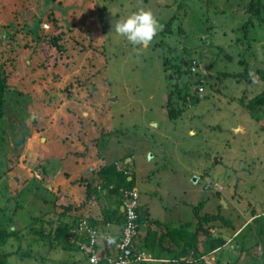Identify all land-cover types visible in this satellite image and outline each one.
<instances>
[{"label":"rangeland","instance_id":"374dc122","mask_svg":"<svg viewBox=\"0 0 264 264\" xmlns=\"http://www.w3.org/2000/svg\"><path fill=\"white\" fill-rule=\"evenodd\" d=\"M248 2L0 0V73L12 94L20 90L31 99V114L25 115L29 133L20 147L13 134L14 98L0 118V229L11 235L0 246V255L12 253L7 264H79L85 259L81 250L66 248L55 233L61 222L80 215L76 212L94 198L80 204L74 191L66 192L57 179L69 178L71 170L54 161L67 157L71 169L86 175L87 166L79 168L68 155H85L93 145L100 158L116 146L118 169L130 174L131 159L124 163L123 157L135 146L136 135L126 127L146 130L149 116H157L160 127H171L169 138L156 139L166 149H153L158 156L163 153L164 161L157 159L155 174H150L154 184L166 189L151 198L153 216L170 225L194 217V230L195 203L206 211L219 203L217 192L205 186L209 172L215 176L214 166L222 161L221 171L230 175L221 184L226 206L218 207L225 220L204 223L199 252L188 250L186 264H264L259 233L264 226V114L256 119L247 106L264 91V78L249 68L264 69V28H241L248 19ZM141 8L151 9L162 28L147 45L134 46L113 25ZM179 64L186 78L179 76ZM190 65L195 67L190 69L194 79L188 78ZM182 86L180 93L189 89L190 94L172 117L168 94L175 92L177 102ZM194 94L202 99L195 101ZM241 119L253 130H242ZM40 182L54 197L44 194ZM35 183L38 189L32 188ZM193 189L196 198L190 202ZM176 204L182 209L179 215ZM209 233L222 239L214 248L207 242Z\"/></svg>","mask_w":264,"mask_h":264},{"label":"crops","instance_id":"0c3cea01","mask_svg":"<svg viewBox=\"0 0 264 264\" xmlns=\"http://www.w3.org/2000/svg\"><path fill=\"white\" fill-rule=\"evenodd\" d=\"M147 121H146V123H147L149 128H147L146 130L145 129L142 130L143 128H137L136 130H132V129H128L126 127V129L129 130L130 133H133L134 135H136V137H135V141H134L135 146L133 147V149L131 150L129 148L130 152L126 156L123 155L124 156L123 160L126 159L124 161V163H126V161H128L129 158L131 159V162H132L131 165L128 163L129 164L128 166L130 167L131 172H132L129 174V172L127 170L128 174H126V175H127L128 179L130 180V179L134 178L133 187H138L140 190L143 191L142 192L143 195L140 196V201H141L140 211L143 213H150V217L153 218V220H154V221L153 220H147V219L144 220V222L141 224V232L139 234L138 240H139V242H141V245H144L148 249V251L152 257L150 260H147L146 261L147 263H145V264H161L159 262L162 261V259H164L162 264H164V263L165 264H167V263H169V264H172V263L186 264L188 262V260L190 261V258H188L189 252H186L184 254L183 253L180 254L179 251H181L182 247L178 248L179 251L176 250L178 252V254L176 253V251L174 252V251H172V249L170 247H168L167 251L172 252V254L171 255L163 254L162 257H158L153 252V250H151V248L148 244V241H146V239H147L146 236L148 234L147 231H148L149 227H151V229H153L152 223L155 224V227H156L155 232L156 233L157 232L158 233L163 232L165 225L168 224L166 221H162L161 218H159V217L156 218L155 216L152 215L153 211H152V206L150 204L151 198H153L154 196L158 197V195H159L158 191L161 189H164V190H166V189L162 188L160 186V184H158V182H155V184H154V179L152 178L150 173L154 172L153 169L155 167L152 168V166L154 163H158L157 159H160V161H162V162L164 161L162 159L163 153L160 156H158V155H156L155 151H153V149H157V150L160 149L162 151H164L166 149V146L162 147L156 143L157 135H160L159 137L163 139V138H169L170 137L169 134H171V132L169 131V129L171 127H167V126H161L160 127V121L161 120L157 116H149V119ZM240 121H245V120L241 119ZM113 124L111 125L112 127H113ZM136 124L137 123L135 122V125ZM239 124H240V126L243 127L241 122ZM244 127L248 128V129H246ZM244 127L242 128V130H244V131H249V130L252 131L253 130L252 126H250L249 123H247L246 121L244 123ZM190 132L193 133L192 129L190 130ZM107 137H108V135H107ZM109 138H110V142L112 141V145H113V143H115L114 137L111 136ZM103 140L105 141L106 139L103 138ZM204 140L206 141V139L203 137V141ZM55 144H57L56 141H55ZM71 144H73L72 146H75V143L71 142ZM200 147L204 148L201 145H200ZM117 151L119 152V150L116 148V146H113V148L111 149L109 154L108 153L107 154H101V157L98 158L97 152H96V147L91 145L90 147H88V150H87L85 155L77 156L75 154V152L68 155V156L73 157L72 158L73 161H75L79 165V168H81V167L84 168L85 165L87 166L86 169L88 168V171H87L88 173H86V175H84L81 172H75L73 169H71L72 167L70 164V159H68L67 157H65L64 159H61L59 157V160H57V161L55 160L54 162H57L56 164H59V163L63 164L64 163V167L69 168L71 170V174H70L69 178H64V179L61 178V176H59L57 181L61 180L60 183L63 184L62 187L64 188V190L66 192H67V190H69L70 192L74 191L72 194V195H75L74 199L75 200L81 199L80 204H83L82 201L88 200L87 199V184L88 183H93V185H95V186L97 185L98 188H100L99 182L102 181L103 183H105V181L103 180V177L100 178V176H99V170L104 165H106L107 162H110L112 160L115 162V164L117 165V168H118L119 165H118V161L116 158ZM131 151H133V152H131ZM133 160H135V162H133ZM134 163H135V165H134ZM143 164H145V165H143ZM222 164H223L222 161L218 162V164L214 166V171H217V174L215 176H211L210 174H212V172L210 171L209 177L207 178V179H210L212 182L213 181L215 183L219 182L218 186H222L224 184L222 181L228 179L227 176H230L227 173V171H225V170L221 171L222 170L221 169ZM145 166H147L148 169H145ZM75 169H76V167H75ZM118 170L120 171V169H118ZM219 172H225L224 176L225 175H227V176L221 178L222 175H218ZM153 174H155V173H153ZM81 176H83V177H81ZM79 177H81L79 179V182L76 181V183H74L73 185L71 183H69V180L74 181ZM196 177L197 176H194L193 181H195ZM37 183L39 184V181ZM37 183L33 184L32 188L36 187V189H38V186L40 184L38 185ZM46 183L47 184L50 183V180H48ZM41 185L44 186L45 190H43V192L45 195H47V196L52 195V197H54L53 191L51 192V190L50 191L48 190V189H51V188H49L48 185H44L43 183H41ZM113 188H114V184L111 183L110 189H113ZM223 188H224V186H222V190L220 188L219 194L218 193L215 194V196L218 198L219 203L213 204L214 208L212 209V211H206V209L201 208L202 213L203 212L204 213H207V212L217 213L220 211L218 208L219 204L223 203L226 206L227 199H226V195L224 194ZM78 191H84V195L83 194H82V196L80 194L77 195ZM154 192H157V193H154ZM195 195H196L195 189L190 190V193H189V197L191 199L190 202L192 200L194 201V199L196 198ZM91 198H94V200ZM90 199H91L90 204H87L83 208L82 211L80 210V211L76 212L77 214L81 213L80 215H74L72 217V219L67 220L66 222L71 223V221H73V220L78 222L80 218L87 217L90 222L96 224L97 227H99V230H100L99 246H100L101 252L103 253L105 250L111 251L114 248V243L119 239V237L122 233L121 232L122 231V224L117 223L112 219H108L106 217V214L109 212H113L114 208L117 205L121 204L120 205V215H121V212H122L121 195L117 194L115 191L112 193V192H109L107 189H104L102 191V193L99 192L97 194H94V195H92V197H90ZM181 199H183V198H181ZM92 200H93V202H92ZM77 203H79V202H77ZM80 204H77V205H80ZM196 205L197 204L195 203V206ZM213 206H211V207H213ZM74 208L80 209L81 206L80 207H74ZM104 208H106L105 211L103 210ZM175 210L178 211V213H177L178 215L182 213V209L181 208L178 209V204H176ZM193 211H194V216H195L196 207L193 209ZM146 217L149 218L148 214L146 215ZM157 221L161 222L162 224H160V225L157 224ZM180 221H183V219L180 218ZM193 221H194V217L191 220H185V222L189 223L188 228L193 229L190 227V226H192L190 223L193 224ZM171 224H172L171 226H173V227L179 226L178 224L177 225H175L174 223H171ZM226 224H230V222H228ZM75 225H76V223H75ZM74 226H73V228H75ZM155 237H156V235H155ZM160 238L161 237H159V240H160ZM159 240L156 239L157 243ZM143 242H145V243L142 244ZM74 245L76 246L77 244L74 243ZM81 251L83 252L82 249H81ZM83 256H85L84 253H83ZM153 261H157V262H153ZM140 264H143V263L140 262Z\"/></svg>","mask_w":264,"mask_h":264},{"label":"trees","instance_id":"16d2710c","mask_svg":"<svg viewBox=\"0 0 264 264\" xmlns=\"http://www.w3.org/2000/svg\"><path fill=\"white\" fill-rule=\"evenodd\" d=\"M247 12H248V19L245 22V24L242 25L241 28H244L247 26V28H250V26H260L264 28V0H249V2L247 3V8H246ZM244 30V29H243ZM246 36H248L247 33H245L242 38H245ZM243 39H241L242 41ZM251 39H248V42H250ZM252 43V41H251ZM250 44V43H249ZM241 61L247 62V60L243 59ZM177 72L179 73V76L181 77L183 75V73L185 72L182 69V65H177ZM250 70L252 72L258 73L261 75V77L264 78V72L262 68H256V69H252L249 66ZM190 69H192V66H189L188 71L192 72V74H194L193 71H190ZM187 70V69H186ZM187 71V72H188ZM201 74L207 78V74L203 73L201 71ZM208 79V78H207ZM8 86L6 85L5 79L4 77L1 75L0 73V118L5 117L6 112H8V106L10 104V102L12 101V98L15 99V113H13L15 116V119H17V123L15 121V130H13V134H14V142L16 146H20L22 145L25 140H26V135L29 133V127L28 124L26 123V117L28 115L31 114V112L29 113L28 108V102H30V97L23 91L20 90H15L14 94H12L11 91L8 90L7 88ZM185 87H179L178 88V93H179V98L178 101L175 102V92H171L170 94H168V98H167V105L169 106V112L171 114L172 117H176L178 111H180V109H182V105L183 103H185V101L187 100V96L190 94L189 89L185 90L184 93H180L182 91H184ZM195 97V101H199L201 98V96H199L198 94H194ZM245 96H243L242 98H244ZM13 99V101H14ZM184 100V101H183ZM178 106V107H177ZM247 106L250 109L251 114L256 118L259 119V117L261 115L264 114V91L261 92L260 94H257L253 97H251L249 99V101L247 102ZM12 114V115H13ZM21 120L23 121L24 124H22V127L19 123V121L21 122ZM99 176L100 178L103 177V180L105 181V183H103L102 181L99 182L100 188L97 187V185H93V183H88L87 184V197L90 198L92 197V195L97 194V193H101L104 189H107L109 192H116L117 194L121 195L122 191L121 189H125V188H132L133 187V182H134V178L132 179H128L127 175L123 173V171H119L117 168V165L115 164V162L112 160L110 162H107L106 165H104L100 170H99ZM207 180V179H206ZM113 183L114 184V188L110 189V184ZM206 183V181H205ZM213 183L210 185L212 187ZM218 194H219V189L215 188L214 189ZM122 203V201H121ZM120 205H117L113 212H109L106 214V217L108 219H112L117 223L123 224L124 221V216L120 215ZM222 205V204H221ZM141 207V204L140 206ZM196 213H197V227L193 230L188 228V223L185 222L184 224H180L179 226H171L170 224H166L164 231L163 232H155L154 229H151V227H149L148 231H147V239L146 241H148V244L151 248V250H153V252L156 254V256L158 257H162L163 254H167V255H171L172 252L167 251V248L170 247L172 249V251H179L178 248L182 247V250L179 251L180 254L181 253H186L188 250H193L195 253L199 252V232L202 230H205V227L203 226L204 223L207 222H213L215 220H217L218 218H222L223 220L224 217L222 216V213L219 211L217 213L215 212H207L202 214L200 212L201 208H202V204L199 203L196 205ZM140 209V208H139ZM140 213V223L142 224L144 222L145 219L147 220H153V218L150 217V213H143L141 211H139ZM148 214V217H146V215ZM35 220H38L35 219ZM154 221V220H153ZM77 224V221L73 220L71 223L70 222H66L63 221L61 222L57 227H56V233L55 236L58 240L63 241L64 246L66 248H70V249H75V250H81L80 247L78 245H74V243L72 241H70L69 238V230L75 225V223ZM156 222V221H155ZM228 222H230L228 220ZM227 222V223H228ZM157 224H162L161 222L157 221ZM264 225V224H263ZM208 231V230H207ZM260 235L263 237L264 240V226L263 228L260 230ZM156 235V237H155ZM15 236H19L18 233L15 234ZM11 237V235L8 233V231L5 228H1L0 229V246L2 244H4L5 242L8 241V239ZM159 237L160 240H159ZM219 237H215L214 235L210 234L208 235V240L207 242H210V247L214 248L216 245H219V242L222 239H218ZM156 239H158V243L156 241ZM264 243V242H263ZM144 244V243H142ZM159 246H157V245ZM208 245V246H209ZM144 246V245H143ZM167 251V252H166ZM176 251V253L178 254V252ZM84 253V252H83ZM12 253L10 252H2L0 255V264H7V262H9V257ZM85 254V253H84ZM85 259L83 261L80 262V264H83L86 260V264H90L88 261L87 256H84ZM88 261V262H87ZM143 264L147 263L146 261L141 262ZM85 264V263H84ZM169 264V263H167Z\"/></svg>","mask_w":264,"mask_h":264},{"label":"built area","instance_id":"2783aa9c","mask_svg":"<svg viewBox=\"0 0 264 264\" xmlns=\"http://www.w3.org/2000/svg\"><path fill=\"white\" fill-rule=\"evenodd\" d=\"M192 66V70H194ZM214 188L218 183L206 180L205 186ZM220 190L222 186L215 187ZM124 221L122 233L114 243L111 251L105 250L103 253L99 246L100 230L96 224L89 221L87 217L79 219L75 228L69 232L70 241L79 245L88 258L90 264H132L150 260L152 257L148 249L139 242L141 229L140 219V197L137 187L121 189Z\"/></svg>","mask_w":264,"mask_h":264},{"label":"clouds","instance_id":"9594fccd","mask_svg":"<svg viewBox=\"0 0 264 264\" xmlns=\"http://www.w3.org/2000/svg\"><path fill=\"white\" fill-rule=\"evenodd\" d=\"M113 27L132 45L144 46L153 40L162 25L151 9L141 8L116 20Z\"/></svg>","mask_w":264,"mask_h":264},{"label":"water","instance_id":"95a60500","mask_svg":"<svg viewBox=\"0 0 264 264\" xmlns=\"http://www.w3.org/2000/svg\"><path fill=\"white\" fill-rule=\"evenodd\" d=\"M183 77L186 78V74H183ZM188 78L189 79H194V75L193 74H189L188 75ZM224 201V200H223ZM225 202V201H224ZM122 208V212H121V216L123 215V206L121 207Z\"/></svg>","mask_w":264,"mask_h":264}]
</instances>
